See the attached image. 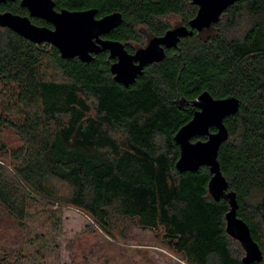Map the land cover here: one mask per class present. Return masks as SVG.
Returning a JSON list of instances; mask_svg holds the SVG:
<instances>
[{
  "label": "trees",
  "instance_id": "1",
  "mask_svg": "<svg viewBox=\"0 0 264 264\" xmlns=\"http://www.w3.org/2000/svg\"><path fill=\"white\" fill-rule=\"evenodd\" d=\"M53 1L59 11L96 9L97 18L121 13L123 23L108 37L132 53L190 28L199 9L191 0ZM0 12L28 16L19 2L0 4ZM206 91L240 101L238 113L225 119L229 138L218 161L237 215L263 252L254 264H264V0L236 2L129 87L115 81L104 53L88 63L64 59L56 47L0 26V207L23 226L48 214L60 220L64 207L106 233L114 220L130 219L161 234L187 264H243L246 252L226 230L229 201L210 192L211 169L176 168L175 136ZM6 129L20 140L12 152ZM199 139L206 140L193 141ZM9 259L0 264H23L20 253Z\"/></svg>",
  "mask_w": 264,
  "mask_h": 264
},
{
  "label": "water",
  "instance_id": "2",
  "mask_svg": "<svg viewBox=\"0 0 264 264\" xmlns=\"http://www.w3.org/2000/svg\"><path fill=\"white\" fill-rule=\"evenodd\" d=\"M16 0H0V4ZM199 7L197 15L189 27L181 26L168 31L164 36L153 38L149 44L135 54H129L123 43L105 40L103 35L119 27L123 16L119 12L97 18L98 11L56 10L53 0H21V6L27 8L29 16L12 12H0V26L11 29L21 37L38 45L47 43L56 47L64 59L79 58L83 62H91L93 54L110 52L111 58L118 61L111 66L115 81L129 87L136 82L145 67L161 62L166 57L165 48H177L182 38L192 36L194 30L201 32L205 28L218 23L221 15L230 6L241 0H191ZM31 18L42 19L54 28L38 26ZM185 99L180 104L184 105ZM196 111L193 118L183 126L175 136L180 146V158L176 168L181 173L196 172L207 166L213 174L209 189L216 201L227 199L230 211L226 215L227 233L237 239L246 254L243 264H254L263 261V252L253 239L249 226L237 215L238 202L236 194L228 192L229 184L221 172L218 155L220 148L229 138L225 119L238 113L240 101L229 96L214 98L209 92H203L194 101ZM211 129H216L215 132ZM206 138V140H196Z\"/></svg>",
  "mask_w": 264,
  "mask_h": 264
},
{
  "label": "rangeland",
  "instance_id": "3",
  "mask_svg": "<svg viewBox=\"0 0 264 264\" xmlns=\"http://www.w3.org/2000/svg\"><path fill=\"white\" fill-rule=\"evenodd\" d=\"M171 23L177 26L178 19ZM2 137L9 152L20 146L9 129ZM59 216H40L23 226L0 207V259L11 261L20 253L23 264H187L161 234L130 219L114 220L106 233L76 208L64 207Z\"/></svg>",
  "mask_w": 264,
  "mask_h": 264
},
{
  "label": "flooded vegetation",
  "instance_id": "4",
  "mask_svg": "<svg viewBox=\"0 0 264 264\" xmlns=\"http://www.w3.org/2000/svg\"><path fill=\"white\" fill-rule=\"evenodd\" d=\"M10 2H11V1H10ZM14 2H19L20 6H21V0H16V1H14ZM21 7H22V6H21ZM22 8H24V7H22ZM24 9H26V10L28 11L27 8H24ZM58 11H59V10H58ZM23 16H25V15H23ZM28 16H29V11H28ZM35 19H38V18H35ZM38 20H42V19H38ZM31 21H32V20H31ZM43 21H44V20H43ZM45 22H46V21H45ZM47 23H48V22H47ZM49 25H50V26H49L50 28H54L52 24L49 23ZM108 35H109V34L103 35L102 38L105 39V40H113V41H115L114 39L109 38ZM148 44H149V43H148ZM144 48H145V47H144ZM126 50H127V49H126ZM137 50H139V49H137ZM137 50H136V51H137ZM166 50H167V48H165V51H166ZM127 51H128V50H127ZM136 51H135V52H136ZM135 52L132 53V52H129V51H128L129 54H135ZM102 53H104V54H106V55L108 56L109 61H110V65H111V66H112V64H114V63H116V62L118 61L117 58H111V57H110V52H109V51H105V52H102ZM102 53H100V54H102ZM100 54H98V55H100ZM98 55L93 54V57L95 58V56H98ZM148 66H149V65H148ZM148 66H146V67H148ZM146 67H145V68H146Z\"/></svg>",
  "mask_w": 264,
  "mask_h": 264
}]
</instances>
